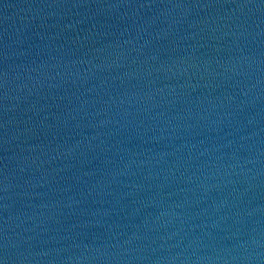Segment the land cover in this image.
I'll list each match as a JSON object with an SVG mask.
<instances>
[{"label": "water", "instance_id": "95a60500", "mask_svg": "<svg viewBox=\"0 0 264 264\" xmlns=\"http://www.w3.org/2000/svg\"><path fill=\"white\" fill-rule=\"evenodd\" d=\"M157 264H264V222L198 245Z\"/></svg>", "mask_w": 264, "mask_h": 264}]
</instances>
